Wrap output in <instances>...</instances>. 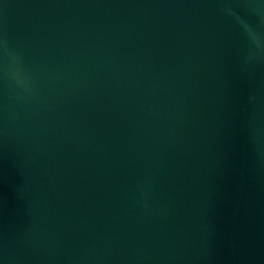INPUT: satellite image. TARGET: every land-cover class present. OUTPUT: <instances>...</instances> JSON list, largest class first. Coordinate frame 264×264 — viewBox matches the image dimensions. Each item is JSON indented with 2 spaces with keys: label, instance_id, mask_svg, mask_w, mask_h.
Here are the masks:
<instances>
[{
  "label": "water",
  "instance_id": "obj_1",
  "mask_svg": "<svg viewBox=\"0 0 264 264\" xmlns=\"http://www.w3.org/2000/svg\"><path fill=\"white\" fill-rule=\"evenodd\" d=\"M264 196V0H0V264H167Z\"/></svg>",
  "mask_w": 264,
  "mask_h": 264
}]
</instances>
